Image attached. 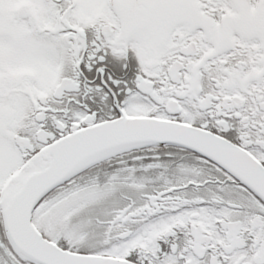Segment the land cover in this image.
<instances>
[{
  "label": "snow or ice",
  "instance_id": "6c2138e0",
  "mask_svg": "<svg viewBox=\"0 0 264 264\" xmlns=\"http://www.w3.org/2000/svg\"><path fill=\"white\" fill-rule=\"evenodd\" d=\"M0 264H264V0H0Z\"/></svg>",
  "mask_w": 264,
  "mask_h": 264
}]
</instances>
